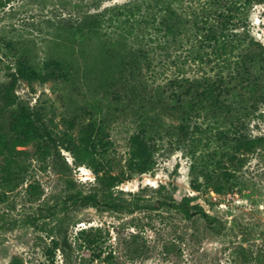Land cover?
Listing matches in <instances>:
<instances>
[{
	"label": "rangeland",
	"instance_id": "1",
	"mask_svg": "<svg viewBox=\"0 0 264 264\" xmlns=\"http://www.w3.org/2000/svg\"><path fill=\"white\" fill-rule=\"evenodd\" d=\"M129 1L9 0L0 7V88L9 81L15 54L39 67L53 58L69 65L65 77L33 86L21 82L12 107L0 99V132L15 135L12 117L23 104L38 111L57 138L69 133L78 142L81 128L95 124L110 144L97 151L94 163L124 177L107 191L120 208L84 204L82 195L97 184L91 167L79 165L63 144L42 153L37 142L18 146L28 150L21 156L24 182L6 194L0 171V264H11L16 255L25 264H264V59L250 62L252 73L244 78L236 71L223 73L227 83L220 98L233 111L217 110L215 93L206 97L199 93L202 87L173 80L184 73L201 78L218 72L199 64L195 36L171 37L152 56L151 67L144 60L137 68L113 26L97 27L88 17ZM237 1V19L264 44V4L248 10L245 0ZM209 2L198 0L192 10L202 12ZM184 109L200 113L194 123L211 124L196 148L179 130ZM234 121L249 138H259L253 150L237 151L233 137L220 135L219 129L228 130ZM142 128L157 143V165L131 173L130 136ZM197 156L199 190L191 174ZM207 170L223 190L205 183ZM30 183L39 192H28ZM185 197L207 215L187 216L178 208Z\"/></svg>",
	"mask_w": 264,
	"mask_h": 264
},
{
	"label": "trees",
	"instance_id": "2",
	"mask_svg": "<svg viewBox=\"0 0 264 264\" xmlns=\"http://www.w3.org/2000/svg\"><path fill=\"white\" fill-rule=\"evenodd\" d=\"M8 1L0 0V7ZM237 2V0H210L209 6H203L206 9L201 12L196 9L192 10L194 7L192 4H197L198 0H131L109 7L108 10L112 12L110 16L106 15L108 10H103L98 13H90L88 17L95 20L97 27H104V23H108V27L113 26L116 37L118 39L122 37L127 48L130 49V53L135 58L134 65L137 68L142 67L144 60H148V67H151L152 56L165 48V44L171 37L177 38L187 34L195 36L197 44L193 53L199 56V60L202 62L199 64L205 62V67L218 70V72L216 75L207 74L201 78H191L184 73L173 80L175 84H181L187 80L193 88L202 87V91L199 93L206 97L215 93L217 97L213 106L217 110L224 111L230 106L225 105L220 98L227 83L223 73L226 70L236 71L244 78L252 73L249 67L250 62L258 58L264 59V44L251 37L247 23L243 25L237 19L240 12ZM257 3L264 4V0H245L244 5L248 10H251ZM189 7L191 12L187 13ZM222 7L225 8L224 11L219 10ZM121 15L125 16L123 21L119 18ZM247 16L249 17V13ZM119 21L122 22V25L115 24ZM242 27L243 29H241ZM105 34L107 33L105 32ZM133 34L134 41L130 42V35ZM7 46L9 52H13L14 44L9 42ZM15 56L14 65H8L10 68L8 71L9 81L0 88V99L7 107L18 103L17 90L21 82L26 81L33 86L36 82H47L67 75L69 65L62 60L49 59L39 67L24 55L15 54ZM182 111L184 115L179 130L185 139L191 138L192 146L196 148L201 142L200 134L208 132L211 124L207 123V127H205L200 122L194 123V116H198L200 113L194 115L187 109ZM232 111L233 109L230 108L229 112ZM205 118L210 120L207 114ZM230 125L228 130L219 129L220 135L233 137L237 141V151L241 149L253 150L259 138H249L241 132L235 121ZM12 129L15 132L14 136L8 137L5 133L0 132V171H2V177L6 183V194L14 190L20 184L21 179L24 182L22 171L25 170V167L21 165V156L28 153V150L19 149L18 146H27L32 142H37L42 153L53 146L58 147L63 144L71 151L79 165H88L97 175L96 187L90 193L82 195L83 203L98 208H103L102 206L106 205L118 209L122 206L112 196L108 198L107 191L115 186L117 180L123 181L124 177L111 174L109 171L102 172L101 167L94 163L97 151L100 148L107 151L110 144L109 135L101 127L95 124L82 127L78 142L69 133H66L65 137L57 138L49 130L48 124L40 116V113L34 112L29 105L23 104L13 114ZM146 133V129L142 128L130 136L131 148L127 168L131 173H147L154 170L157 165V143H151L146 137ZM235 154H233V160L236 157ZM196 161L197 163L195 162L191 166L192 186L199 190L202 183L198 173V163L200 164L202 161L199 156L196 157ZM223 174L227 173L224 171ZM203 176L205 183L209 186L217 191L223 190L222 184L214 179L212 171H205ZM27 191L39 192L37 185L33 183L28 185ZM178 208L187 216H191L194 212L207 215L203 207L198 204L192 205L191 199L188 197L183 198ZM82 229H84L82 233H85L86 228ZM53 242L57 249L60 245L58 239L53 238ZM11 264H25V261L21 256L16 255L12 258Z\"/></svg>",
	"mask_w": 264,
	"mask_h": 264
}]
</instances>
